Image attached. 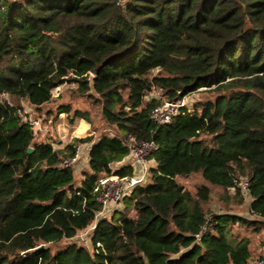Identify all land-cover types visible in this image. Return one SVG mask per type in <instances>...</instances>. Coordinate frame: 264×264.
<instances>
[{
    "label": "trees",
    "instance_id": "obj_1",
    "mask_svg": "<svg viewBox=\"0 0 264 264\" xmlns=\"http://www.w3.org/2000/svg\"><path fill=\"white\" fill-rule=\"evenodd\" d=\"M64 79L115 134L91 143L75 185L74 167L59 162L92 136L62 149L36 141L20 106L0 99V264H248L250 238L231 229L264 227V0H0V94L39 109ZM200 90L211 96L194 100ZM184 94L190 111L151 120L152 108ZM70 112L88 118L57 110ZM125 136L156 143L150 181L95 222L90 248L52 250L94 223L102 174L132 173L110 167L129 153ZM194 173L237 194L245 179L256 221L207 214L208 186L177 181ZM206 216L210 230L197 239Z\"/></svg>",
    "mask_w": 264,
    "mask_h": 264
},
{
    "label": "rangeland",
    "instance_id": "obj_2",
    "mask_svg": "<svg viewBox=\"0 0 264 264\" xmlns=\"http://www.w3.org/2000/svg\"><path fill=\"white\" fill-rule=\"evenodd\" d=\"M159 71L155 70L149 75L158 74ZM93 72L88 74V78H92ZM77 83L71 82L69 79H64L57 87L52 90L51 100L43 104L39 109L30 105L25 99L14 101L9 96H0V99L8 100L12 104H18L22 113L28 112L31 118H39L42 125V130L35 135V140L39 142H47L50 144H56L58 138H62L66 143L72 141L74 138H85L92 136L98 138L101 135H113L115 130L113 126L108 125L100 114L99 104L94 102L92 98L87 95H80L77 91ZM93 93V92H92ZM95 95V93H93ZM152 96H159L158 91H152L146 98ZM210 93L205 90H200L193 93L194 100H205L210 97ZM193 101V100H192ZM61 104L69 105L71 110L81 109L87 112L88 118L83 119L86 123V129L79 131L78 122H81L79 118L71 119L72 113H57L58 107ZM49 111V113H47ZM49 114V115H48ZM206 140L208 136H204ZM83 143H80V154ZM84 156L80 158L74 166L75 173V185H78L82 178V172L88 170L86 150L83 148ZM111 169H114L112 167ZM103 176V174L101 175ZM177 181L181 183L185 188L191 192H195L197 188L203 184L207 185L210 191L209 199L204 203V209L206 213L224 214L230 213L242 217L243 219L253 222L256 221V216L250 210V196L240 186L239 194L234 189H223L218 186L210 185L203 180L199 173H194L189 176H178ZM98 219V218H97ZM96 219V220H97ZM95 223V222H94ZM93 223V224H94ZM93 224L84 230L78 232L70 240H63L55 245H51V249L55 250L65 245L67 241H74L80 245H85L88 248L90 245V237L93 232ZM232 234L235 237L248 236L250 238V250L251 257L248 264H256L260 259H264V227L255 230L254 224H240L235 223L232 225Z\"/></svg>",
    "mask_w": 264,
    "mask_h": 264
},
{
    "label": "built area",
    "instance_id": "obj_3",
    "mask_svg": "<svg viewBox=\"0 0 264 264\" xmlns=\"http://www.w3.org/2000/svg\"><path fill=\"white\" fill-rule=\"evenodd\" d=\"M125 0H117L118 4H123ZM92 73V72H90ZM94 76V74H93ZM92 76V77H93ZM7 96L0 94V96ZM191 94H184L179 99L170 101L164 100L159 105L155 106L150 111V118L156 124H166L183 109L190 111L192 109L193 101ZM2 100V99H1ZM10 104V102L6 99ZM22 119L30 125L34 135L42 130V123L39 118H31L28 112L18 110ZM123 142L129 147L128 164L132 168V173L129 175H117L111 173L109 175H103L99 178L96 186L93 189L96 201L100 204L101 209L96 214L95 221L103 218L101 216L106 215L112 208L121 204L124 197L128 196L132 190L138 185H144L150 181L151 167L153 165L152 154L157 150L156 143L151 139H134L123 138ZM80 148L76 147L75 153L71 158H64L59 162L62 167L72 166L79 158ZM247 181L242 179L239 186L247 192ZM98 218V219H97ZM105 218V217H104ZM97 219V220H96ZM210 217L206 216L204 225L200 233L196 235L197 239L210 230ZM93 224V229H94ZM256 264H264V260L260 259Z\"/></svg>",
    "mask_w": 264,
    "mask_h": 264
},
{
    "label": "crops",
    "instance_id": "obj_4",
    "mask_svg": "<svg viewBox=\"0 0 264 264\" xmlns=\"http://www.w3.org/2000/svg\"><path fill=\"white\" fill-rule=\"evenodd\" d=\"M146 99H148V98H146ZM61 114H63V113H61ZM80 120H81V122H78V129H79V131H84L85 129H86V125H88L89 126V124L88 123H86V121L85 120H83V118H79ZM123 138H128V139H130V138H133L132 136H129V137H123ZM97 138H94L93 139V137H92V139L90 140V141H88V142H84L83 143V145H82V148H81V154L79 153V158H78V160L80 159V158H82L83 156H84V151H83V148H85V150H86V159H87V161H88V151H89V148H90V145H91V143L94 141V140H96ZM67 143L64 141V140H62V138H58V140H57V143L56 144H51L54 148H58V149H62L65 145H66ZM77 160V161H78ZM77 163V162H76ZM75 163V164H76ZM126 164H128V156L126 155L122 160H120V161H117V162H114V163H112L111 165H110V167L112 168V167H114V169H112V171H114L115 169H118L119 167H121V166H125ZM75 166V165H74ZM127 166V165H126ZM87 167H88V165H87ZM122 208V203L121 204H118L117 206H115L114 208H112L106 215H103V216H101V217H105V218H110L111 216H112V214L114 213V211H116V210H120Z\"/></svg>",
    "mask_w": 264,
    "mask_h": 264
},
{
    "label": "water",
    "instance_id": "obj_5",
    "mask_svg": "<svg viewBox=\"0 0 264 264\" xmlns=\"http://www.w3.org/2000/svg\"><path fill=\"white\" fill-rule=\"evenodd\" d=\"M32 150V148H28V152H30ZM39 249H42V248H44V245L43 244H41L39 247H38Z\"/></svg>",
    "mask_w": 264,
    "mask_h": 264
}]
</instances>
